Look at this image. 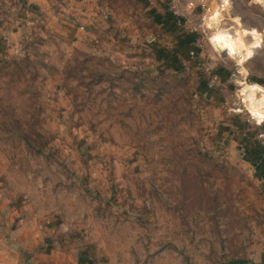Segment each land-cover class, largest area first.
Segmentation results:
<instances>
[{"label": "rangeland", "instance_id": "rangeland-1", "mask_svg": "<svg viewBox=\"0 0 264 264\" xmlns=\"http://www.w3.org/2000/svg\"><path fill=\"white\" fill-rule=\"evenodd\" d=\"M199 1L0 0V264H264V123L232 109L241 75L183 69L169 4ZM230 1L250 47L264 0Z\"/></svg>", "mask_w": 264, "mask_h": 264}, {"label": "built area", "instance_id": "built-area-1", "mask_svg": "<svg viewBox=\"0 0 264 264\" xmlns=\"http://www.w3.org/2000/svg\"><path fill=\"white\" fill-rule=\"evenodd\" d=\"M216 8L219 9V14L216 15ZM231 8V1L230 0H200L197 5H188L187 6V12H183L182 9L178 4L175 2H171L169 4V10L170 15L175 21V24L179 26V28L187 31L188 33L193 35L192 39V46L187 51L186 57L188 58V61L185 62L183 69H193L197 70L201 74L207 77L208 84L210 86H213L215 84H220L222 81L225 80L228 75L229 77H235L236 75H241L240 78L234 79L235 84H237L236 89V96L238 97L239 104H235L236 107L232 108L234 112L237 113H245L248 117V120L255 122L257 125H262L264 123V118L260 120L256 115H254L248 108H246L241 90L246 83H252L254 81H251L248 77L249 73L246 71L245 66L240 60L233 58V56L230 54L229 51L226 50V52L223 51L221 47L216 46L212 41L210 37V41L213 43L214 49L216 53L221 57L224 58L225 56H228L232 58L235 61V67L236 70L233 73L227 72L225 74V68L221 66H217L215 64H212L202 54L200 51L202 50L203 45L206 42V31H214L217 29L218 25L219 27L226 26L225 28L230 29L234 33V29L236 26V23L233 21V17L229 13ZM196 9L199 10L200 17L202 24L205 26V29H201L200 26H197L194 24V20L191 17L192 14L195 13ZM187 26H191V30L187 29ZM224 28V27H223ZM80 30L86 29V24H81L79 26ZM261 32V31H260ZM262 37L264 38L263 32H261ZM247 38H250L248 36ZM147 43L153 44L156 43L159 40V36L157 34H150L146 38ZM251 38L248 42L251 43ZM246 63V62H245ZM223 69V70H221ZM261 84V83H260Z\"/></svg>", "mask_w": 264, "mask_h": 264}, {"label": "bare ground", "instance_id": "bare-ground-1", "mask_svg": "<svg viewBox=\"0 0 264 264\" xmlns=\"http://www.w3.org/2000/svg\"><path fill=\"white\" fill-rule=\"evenodd\" d=\"M215 12L216 15L220 13L218 8H216ZM215 31L212 42L218 47L225 48L230 52L233 58L240 60V62H246L253 58L255 49L259 48L261 39V34L259 32L244 30L241 33L243 36H250L253 41L250 47L244 48L242 42H238V38L232 36L228 30H222L218 25ZM248 91L249 96L245 100L243 99L245 106L262 120V118H264V88L252 83L249 85Z\"/></svg>", "mask_w": 264, "mask_h": 264}, {"label": "trees", "instance_id": "trees-1", "mask_svg": "<svg viewBox=\"0 0 264 264\" xmlns=\"http://www.w3.org/2000/svg\"><path fill=\"white\" fill-rule=\"evenodd\" d=\"M142 1H144V0H142ZM173 21H174V19H173ZM174 23H175V21H174ZM191 42H192V40H191ZM221 70H223V69H221ZM223 72H224V70H223ZM225 74H227V72ZM248 262L249 261L247 259L239 258V259H232V260H229L227 262H223L221 264H247Z\"/></svg>", "mask_w": 264, "mask_h": 264}, {"label": "crops", "instance_id": "crops-1", "mask_svg": "<svg viewBox=\"0 0 264 264\" xmlns=\"http://www.w3.org/2000/svg\"><path fill=\"white\" fill-rule=\"evenodd\" d=\"M166 30H167V31H170L168 28H167ZM172 32H173L172 34H176L175 31H172ZM187 33H188V32H187ZM188 35L191 37V39H193V35H192V34L188 33ZM191 46H192V42L189 43L188 48L185 49V50H186V55H187V51L191 48ZM186 55H185V56H186ZM56 264H58V263H56Z\"/></svg>", "mask_w": 264, "mask_h": 264}, {"label": "water", "instance_id": "water-1", "mask_svg": "<svg viewBox=\"0 0 264 264\" xmlns=\"http://www.w3.org/2000/svg\"><path fill=\"white\" fill-rule=\"evenodd\" d=\"M224 52H226V49L225 48H222Z\"/></svg>", "mask_w": 264, "mask_h": 264}]
</instances>
